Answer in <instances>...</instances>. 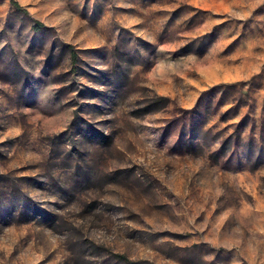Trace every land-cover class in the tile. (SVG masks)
<instances>
[{"label":"rangeland","instance_id":"1","mask_svg":"<svg viewBox=\"0 0 264 264\" xmlns=\"http://www.w3.org/2000/svg\"><path fill=\"white\" fill-rule=\"evenodd\" d=\"M0 264H264V0H0Z\"/></svg>","mask_w":264,"mask_h":264},{"label":"trees","instance_id":"2","mask_svg":"<svg viewBox=\"0 0 264 264\" xmlns=\"http://www.w3.org/2000/svg\"><path fill=\"white\" fill-rule=\"evenodd\" d=\"M14 6L16 7V9L18 10V11H22V10H24L23 8H22V6L18 3V2H16V1H14ZM25 12H27L26 10H24ZM34 30H36V31H41V30H43L44 28H45V25L42 23V22H40V21H37L36 23H35V25H34ZM73 56H74V58H76V53L75 52H73ZM122 259H126V257H124V256H122L121 257Z\"/></svg>","mask_w":264,"mask_h":264}]
</instances>
